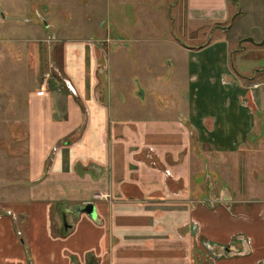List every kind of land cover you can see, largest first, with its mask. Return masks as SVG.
<instances>
[{
  "label": "crops",
  "instance_id": "crops-1",
  "mask_svg": "<svg viewBox=\"0 0 264 264\" xmlns=\"http://www.w3.org/2000/svg\"><path fill=\"white\" fill-rule=\"evenodd\" d=\"M229 1L186 0L187 25L230 31L221 28L250 9L231 10ZM174 3L110 0L102 22L75 20L72 6L63 5L51 68L42 78L35 74L38 94L28 79L27 189L0 199V264L264 260V199L248 202L224 181V158L259 141L264 128V118L245 103L252 106V98L262 112L264 92L249 90L241 78L249 73L230 67L234 34H217L196 49L175 42L187 54L189 76L188 104L175 106V114L160 107L156 116L149 111L133 120L123 109L122 119H112L102 56L126 59L131 44L142 50L166 42L159 29L168 27L166 8ZM118 86L126 90V83ZM118 103L126 108V97ZM88 205L95 218L84 213Z\"/></svg>",
  "mask_w": 264,
  "mask_h": 264
},
{
  "label": "rangeland",
  "instance_id": "rangeland-1",
  "mask_svg": "<svg viewBox=\"0 0 264 264\" xmlns=\"http://www.w3.org/2000/svg\"><path fill=\"white\" fill-rule=\"evenodd\" d=\"M173 1L177 4L171 10H168L170 4L166 8L168 27L159 29L166 42L148 43L147 49L142 44V50L138 48L140 44H131V54L126 59L118 60L111 53L102 56L101 64L106 69L104 76L113 96V120L122 119L118 114L123 109L127 119L137 120L149 116V111L154 116L158 115L160 107L166 108L169 114H175L178 110L175 106L188 104L187 54L181 52L175 42L196 49L216 38L217 34L236 36L234 41H229V47L236 54L230 61L231 69L249 73L241 77L244 80L242 84L249 90L264 92V45H259L264 41V0H230L231 10H250L244 19L236 22L242 12L233 15L225 26L231 30L223 33L220 28L214 32L208 27L188 26L185 20L186 0ZM63 5L72 6L70 10L75 20L88 16L92 22H102L109 18L106 15L110 0H0V199L22 194L27 189L29 136L24 117L30 95L28 79L30 76L32 88L38 94L40 88L36 87L35 74L40 72L39 78H42L51 68L49 61L52 62L51 56L55 54L54 42L60 30L57 26L65 18ZM79 5L82 10H75ZM107 25L109 23L103 27L108 29ZM100 35L105 36V33ZM250 39L258 45L248 41ZM56 58L60 59V56L56 54ZM117 62L123 66L122 73ZM225 79L222 78L223 85H230ZM123 83H126V90L118 86ZM135 86L139 88L136 92ZM121 94L126 97V108L119 106ZM251 101L252 106L250 100L245 99L246 105L263 119L264 109L259 112L252 98ZM260 134L259 141L250 139L238 155L224 158L228 165L224 172L227 173L225 183H230L236 193L248 202L264 199L263 127ZM260 264H264V260Z\"/></svg>",
  "mask_w": 264,
  "mask_h": 264
},
{
  "label": "water",
  "instance_id": "water-1",
  "mask_svg": "<svg viewBox=\"0 0 264 264\" xmlns=\"http://www.w3.org/2000/svg\"><path fill=\"white\" fill-rule=\"evenodd\" d=\"M223 29H227V28H223ZM248 41H251L252 43L256 44L254 39H250ZM259 45H264V41L261 44H259ZM84 213L88 214L92 218L96 217L95 209H94V206H92V205L86 206V208L84 209Z\"/></svg>",
  "mask_w": 264,
  "mask_h": 264
},
{
  "label": "built area",
  "instance_id": "built-area-1",
  "mask_svg": "<svg viewBox=\"0 0 264 264\" xmlns=\"http://www.w3.org/2000/svg\"><path fill=\"white\" fill-rule=\"evenodd\" d=\"M258 87H259V86H257V85L255 86L256 89H258ZM97 198H98V196H97Z\"/></svg>",
  "mask_w": 264,
  "mask_h": 264
}]
</instances>
